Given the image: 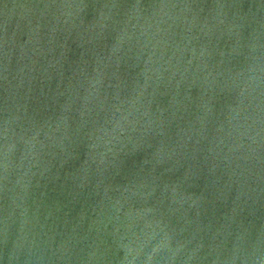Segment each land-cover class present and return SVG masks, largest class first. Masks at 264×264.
I'll use <instances>...</instances> for the list:
<instances>
[{
    "label": "water",
    "instance_id": "1",
    "mask_svg": "<svg viewBox=\"0 0 264 264\" xmlns=\"http://www.w3.org/2000/svg\"><path fill=\"white\" fill-rule=\"evenodd\" d=\"M0 264H264V0H0Z\"/></svg>",
    "mask_w": 264,
    "mask_h": 264
}]
</instances>
